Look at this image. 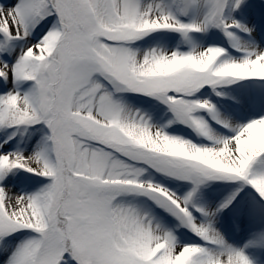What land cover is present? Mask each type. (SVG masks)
<instances>
[{
  "label": "snow or ice",
  "instance_id": "snow-or-ice-1",
  "mask_svg": "<svg viewBox=\"0 0 264 264\" xmlns=\"http://www.w3.org/2000/svg\"><path fill=\"white\" fill-rule=\"evenodd\" d=\"M247 3H0L3 264H257L264 218L242 247L216 226L264 201V45L233 15ZM141 98L170 119L154 124ZM212 185L229 191L216 206Z\"/></svg>",
  "mask_w": 264,
  "mask_h": 264
},
{
  "label": "rangeland",
  "instance_id": "rangeland-1",
  "mask_svg": "<svg viewBox=\"0 0 264 264\" xmlns=\"http://www.w3.org/2000/svg\"><path fill=\"white\" fill-rule=\"evenodd\" d=\"M0 3H5V0H0ZM233 15L234 18L240 22L246 23L249 27H254L255 37L260 40L259 44L264 45V0H248L247 6L233 13ZM240 35L242 38H247V34L240 33ZM4 59L7 60L9 57L6 56ZM2 83L3 82H0V85H2ZM236 87L237 86H231V90L234 91ZM206 92H210V89L206 90ZM211 99L214 103H217L218 106L224 108V110L231 111L234 107V103L227 99L217 98L215 96H211ZM131 102L135 108L147 111L154 124L163 125L170 119L171 114L167 112L165 107L156 105L155 102L148 98L133 99ZM12 131L15 130H9L8 134H11ZM168 132L172 135L188 136L190 130L185 129L181 125H176L168 129ZM4 135L5 133H0V136ZM26 139L27 137L17 136L15 144L20 149H23L26 145L22 143V140ZM10 150H15V148ZM157 180L164 183L165 186L170 187L172 190L178 191V194H182L190 188V185L183 186L180 185V182L168 181L159 176ZM12 183L15 184L13 191H16L22 186L18 179L16 181L10 180V184ZM37 186L38 185L33 183L29 187L34 189ZM228 194V190H221L216 185H212L203 190V202L216 206V204ZM261 205H264V201L257 204L252 201L251 198L245 196L243 202H237L223 212L216 226L225 234L230 242L242 247L249 238L254 234H258L257 229L260 228V221L264 218V207ZM160 214L162 216L164 215L162 212ZM166 219H168L169 223H174L171 218L166 217ZM11 242L15 243V241ZM249 255L257 261V264H264V250H249ZM0 264H3L2 260H0ZM69 264H76V262L71 261L69 258Z\"/></svg>",
  "mask_w": 264,
  "mask_h": 264
},
{
  "label": "bare ground",
  "instance_id": "bare-ground-1",
  "mask_svg": "<svg viewBox=\"0 0 264 264\" xmlns=\"http://www.w3.org/2000/svg\"><path fill=\"white\" fill-rule=\"evenodd\" d=\"M256 38V37H255ZM257 43H260V40L256 38ZM263 45V44H262ZM227 111V110H226Z\"/></svg>",
  "mask_w": 264,
  "mask_h": 264
}]
</instances>
